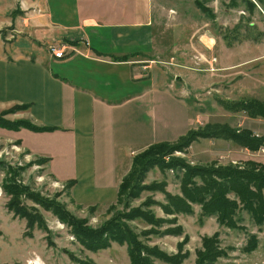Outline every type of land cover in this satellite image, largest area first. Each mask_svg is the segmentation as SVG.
Segmentation results:
<instances>
[{
  "label": "rangeland",
  "instance_id": "obj_1",
  "mask_svg": "<svg viewBox=\"0 0 264 264\" xmlns=\"http://www.w3.org/2000/svg\"><path fill=\"white\" fill-rule=\"evenodd\" d=\"M36 1L41 9L37 8ZM195 1L154 0L157 13L155 49L151 57L156 62L155 71H161L163 75L167 72L169 77L171 73L172 79L176 78L174 74L179 75L176 80L181 82L182 87L176 92L181 91V96L186 95L189 99L193 114V119H190L191 129L203 128L208 123H225L236 129H249L257 136L264 135L263 118L226 111L219 102L243 99L264 101V5H257V9L250 13L243 4L231 6L230 0H198L210 9L214 16L211 17L209 13L204 14L199 10ZM42 2L0 0V56L3 54V45L9 44L14 38L28 35V38H32L30 34L35 27L31 19L34 13L42 14ZM50 2L52 6L61 9L59 0ZM249 23L254 28L248 27ZM176 124L180 132L185 130L186 121L176 117ZM6 137V134L0 132V161L3 163L0 166V264H32L38 260L43 264H78L77 260L94 264H130L125 245L112 243L110 248L89 251L77 242L70 228L52 212L25 197L26 194L34 197L37 195L40 200H55L64 204L77 218L88 219L86 227L93 230L112 215L106 213L107 205L97 206L91 214L88 207L73 202L70 190L45 176L42 163L37 162L41 158L32 157L13 143H4ZM171 156L182 159L189 167L216 164L242 168V162L246 161L264 167V148L251 152L219 138H199L185 151L175 152ZM171 156L164 160L169 161ZM184 174L185 168L162 171L155 166L146 172L141 185L149 187L164 182L165 193L184 197L181 192ZM193 181L197 185L202 182L200 177L193 178ZM12 182L26 189L20 195V202L26 209L36 212L45 228L34 223L29 230L27 220L8 208L12 196L6 187ZM56 182L63 187L53 185ZM137 193L130 200V196L124 199V205L119 206L117 212L124 214L133 209H141L164 221L157 226L148 225L138 217L133 218L127 224L136 234L181 228L180 236H161L155 233L142 238L147 246H157L168 255H185L179 264H195L197 252L202 250L203 238L216 232L225 256L217 259L214 264H264V222L257 223L241 211L236 216V228L229 229L217 222L216 215L203 217L198 204L189 203L192 213L167 214L163 206H170V203L165 193L149 188ZM233 195L228 194L229 197ZM254 242L255 247L252 246ZM153 264L169 263L154 260Z\"/></svg>",
  "mask_w": 264,
  "mask_h": 264
},
{
  "label": "crops",
  "instance_id": "obj_2",
  "mask_svg": "<svg viewBox=\"0 0 264 264\" xmlns=\"http://www.w3.org/2000/svg\"><path fill=\"white\" fill-rule=\"evenodd\" d=\"M59 2L61 9L43 0L42 14L31 15L32 38H14L0 56V112L25 105L5 118L57 129L0 132L4 143L48 159L45 176L64 186L74 181L73 202L109 207L132 158L176 141L191 129L193 114L176 92L179 75L155 71L154 0ZM51 44L66 48L64 58L48 52ZM123 56L130 57L112 60ZM176 117L186 121L182 132Z\"/></svg>",
  "mask_w": 264,
  "mask_h": 264
},
{
  "label": "trees",
  "instance_id": "obj_3",
  "mask_svg": "<svg viewBox=\"0 0 264 264\" xmlns=\"http://www.w3.org/2000/svg\"><path fill=\"white\" fill-rule=\"evenodd\" d=\"M254 2L252 0H230L229 4L233 7L243 4L245 10L251 13L257 9V5H264V0H254ZM195 5L204 14L209 13L208 15L213 16L210 9L200 1L196 0ZM248 27L254 28L250 23ZM229 44L227 41L228 46ZM130 56L113 57L112 60L117 62L127 61ZM219 102L226 111L243 112L248 117H260L264 119V101L243 99L236 102H229L228 100H219ZM26 108L27 106L21 105L1 111L0 128L11 131H18L23 128L34 132L57 129L56 127H38L24 119L10 121L5 118L8 114ZM199 138L224 139L251 152H257L260 148H264V135L257 136L249 129H236L225 123H208L203 128L189 129L173 143L159 142L151 144L132 158L131 168L119 184L116 201L107 208L106 213H112L111 218L104 221L95 230L86 227L88 219L77 218L66 209L64 204L58 203L55 200H40L37 195L34 197L26 194L25 197L38 202L45 210L52 212L61 223L70 228V233L77 242L89 251H101L110 248L112 243H116L126 246L130 264H153L154 260H160L169 264H179L185 258V255H168L157 246H147L142 238L148 236V234L155 235V233L161 236H180L182 234L181 228H165L159 233L149 230L136 234L127 224L133 218L138 217L148 225L157 226L164 221L156 219L150 212L141 209H133L129 213L124 214L117 212L118 207L124 205V199L129 196V200L132 197H136L139 190L149 188L165 193L164 182L155 183L149 187L141 185L146 172L155 166L159 167L162 171L164 169L177 171L180 168H185L181 189L184 197H174L165 193V198L170 203V206H163L165 213H192L191 205L189 204L191 203L200 205L203 217L216 215L217 222L229 229L236 228L238 223L236 216L241 211L246 212L257 223L264 222V167H259L260 164L253 161L242 162V168L241 166H217L216 164H211L209 167H189L182 159L171 156L175 152L185 151ZM167 156L171 157L166 162L164 159ZM47 161L48 159L46 158L37 160L42 165L47 163ZM2 164V161H0V166ZM30 164L28 165L30 166ZM15 174L16 172H14ZM196 177L201 178L202 182L200 185L195 184L193 181V178ZM74 184L75 182L70 180L66 182L65 187L69 191ZM6 189L12 196V199L8 203V208L19 217L27 220V228L31 230L34 223H38L40 227L45 228L43 221L37 217L36 212L26 209L20 202V195L26 189L13 182L11 185H7ZM230 193L234 194L233 197L228 196ZM89 211L93 214L95 207H90ZM45 231L47 232V230ZM252 246L255 247L256 242ZM223 256H225V252L219 246L218 233L216 232L210 237L206 236L203 238L202 250L197 252L195 264H214L217 259ZM70 257L72 258V255ZM77 263L94 264L89 261L80 260H77Z\"/></svg>",
  "mask_w": 264,
  "mask_h": 264
},
{
  "label": "built area",
  "instance_id": "obj_4",
  "mask_svg": "<svg viewBox=\"0 0 264 264\" xmlns=\"http://www.w3.org/2000/svg\"><path fill=\"white\" fill-rule=\"evenodd\" d=\"M65 50L66 48L63 45L61 46L51 45L48 47V52L56 59L64 58ZM0 154H2V152ZM5 154H7V151H5ZM53 185L60 186L58 182L54 183Z\"/></svg>",
  "mask_w": 264,
  "mask_h": 264
},
{
  "label": "bare ground",
  "instance_id": "obj_5",
  "mask_svg": "<svg viewBox=\"0 0 264 264\" xmlns=\"http://www.w3.org/2000/svg\"><path fill=\"white\" fill-rule=\"evenodd\" d=\"M32 264H43L41 261H36V262H34V263H32Z\"/></svg>",
  "mask_w": 264,
  "mask_h": 264
}]
</instances>
